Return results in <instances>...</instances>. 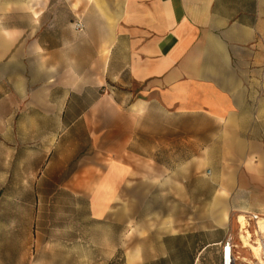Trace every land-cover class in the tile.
Listing matches in <instances>:
<instances>
[{
	"label": "rangeland",
	"instance_id": "obj_1",
	"mask_svg": "<svg viewBox=\"0 0 264 264\" xmlns=\"http://www.w3.org/2000/svg\"><path fill=\"white\" fill-rule=\"evenodd\" d=\"M8 1L11 12L21 0ZM50 1L45 21L61 22L63 0ZM33 45L0 42V264H129L130 253L153 257L162 243L166 256L142 264H218L213 243L227 236L238 264H264L237 238L242 211L264 219V60L246 77L243 137L216 122L209 153L206 139L184 137L153 155L165 168L136 161L108 201L94 193L110 160L93 154L81 127L66 129L62 72L46 68ZM49 61L62 63V54ZM49 75L57 81L45 82Z\"/></svg>",
	"mask_w": 264,
	"mask_h": 264
},
{
	"label": "crops",
	"instance_id": "obj_2",
	"mask_svg": "<svg viewBox=\"0 0 264 264\" xmlns=\"http://www.w3.org/2000/svg\"><path fill=\"white\" fill-rule=\"evenodd\" d=\"M9 3L0 0V42L31 41L46 68L62 72L66 129L81 127L93 154L110 160L95 198L114 201L136 161L165 168L153 155L184 137L206 139L211 152L216 122L243 137L246 77L264 60V0H63L58 23L45 21L50 0H21L11 12ZM58 53L62 63L51 65ZM87 91L94 97L85 103ZM161 245L132 264L165 257Z\"/></svg>",
	"mask_w": 264,
	"mask_h": 264
},
{
	"label": "bare ground",
	"instance_id": "obj_3",
	"mask_svg": "<svg viewBox=\"0 0 264 264\" xmlns=\"http://www.w3.org/2000/svg\"><path fill=\"white\" fill-rule=\"evenodd\" d=\"M32 12L35 15L37 14V12L34 10H32ZM221 194L224 197L226 193L221 191ZM216 202L218 203V201ZM247 213L248 212L246 211H242V213L239 215L240 221H239L237 238L241 248H245L249 250L254 259L260 260L261 259L260 257H262L261 255L264 254V219L253 214L246 215ZM251 219H255V229L253 231L250 230ZM226 220L227 218L223 217L220 219L219 223L223 221L225 222ZM140 258H141L140 252L138 250H135L134 252L128 255V263L132 264L134 261H137ZM242 260L246 261L247 259L245 257H242Z\"/></svg>",
	"mask_w": 264,
	"mask_h": 264
},
{
	"label": "built area",
	"instance_id": "obj_4",
	"mask_svg": "<svg viewBox=\"0 0 264 264\" xmlns=\"http://www.w3.org/2000/svg\"><path fill=\"white\" fill-rule=\"evenodd\" d=\"M74 28L78 31H82L84 23L82 20H77L74 23ZM219 264H238L237 245L233 242L231 236H227L219 243Z\"/></svg>",
	"mask_w": 264,
	"mask_h": 264
}]
</instances>
